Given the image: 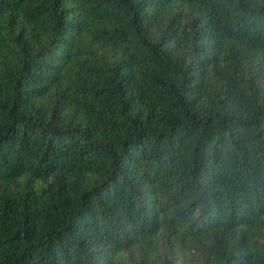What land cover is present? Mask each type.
Instances as JSON below:
<instances>
[{
	"label": "trees",
	"instance_id": "obj_1",
	"mask_svg": "<svg viewBox=\"0 0 264 264\" xmlns=\"http://www.w3.org/2000/svg\"><path fill=\"white\" fill-rule=\"evenodd\" d=\"M0 264H264V0H0Z\"/></svg>",
	"mask_w": 264,
	"mask_h": 264
}]
</instances>
